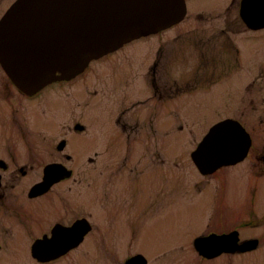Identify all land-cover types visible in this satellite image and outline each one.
<instances>
[{
    "label": "flooded vegetation",
    "instance_id": "obj_1",
    "mask_svg": "<svg viewBox=\"0 0 264 264\" xmlns=\"http://www.w3.org/2000/svg\"><path fill=\"white\" fill-rule=\"evenodd\" d=\"M14 1L0 0V20ZM262 1L186 0L187 14L182 21L100 58L124 55L147 40L154 42L153 55L138 64L132 89L138 102L153 108L154 116H164L162 122L149 119L142 126L138 121L131 123L129 110H122L108 122L109 134L102 137H87L88 116L99 99L81 83L90 79L97 60L77 77L54 82L35 94L20 90L0 63V259L5 253V263L13 264V251L18 250L19 258L29 264L62 260L66 264H180L184 260L180 255L167 258L172 250L154 243L159 234L138 225L159 220L160 212L170 210L176 201L200 205L201 217L196 221L205 224L202 231L189 234L186 242L174 243L178 249L184 244L182 251H190L189 262L243 264L245 256L264 250ZM194 7L206 8L216 18H205L199 12L196 23L184 33L168 34L182 31L177 29L190 20ZM164 37L167 40L159 42ZM76 85L75 97L87 101L88 109L80 116L82 121L55 136L62 134L51 130L59 126L56 120L61 113L55 106V115H49L50 100L57 91ZM212 111L217 112L216 124H238L249 147L239 162L204 174L192 159L194 150L177 154L175 129L177 122H208L215 117ZM39 116L49 123L38 127ZM118 126L122 139L133 146L101 147L114 144ZM143 134L151 139L167 138L151 149L135 146ZM186 135L193 138L192 130ZM114 155H122L125 174L115 173L109 162ZM134 155L138 156L135 160ZM148 158L149 167L152 158L154 167L144 174L137 161ZM177 170H190L196 183L177 178ZM211 181L218 183L216 195L208 191L209 184L202 185ZM177 183L193 184L188 191L193 194L174 195L172 188ZM57 232L62 238L53 249L65 250L70 243H79L58 258H35L32 250L36 243L53 239ZM229 235L238 243L229 251H224L229 249L224 243H211ZM146 239L148 244L143 246ZM202 241L209 243L204 249L199 248ZM246 248L250 249L242 251ZM207 249L216 255H207L203 251Z\"/></svg>",
    "mask_w": 264,
    "mask_h": 264
},
{
    "label": "water",
    "instance_id": "obj_2",
    "mask_svg": "<svg viewBox=\"0 0 264 264\" xmlns=\"http://www.w3.org/2000/svg\"><path fill=\"white\" fill-rule=\"evenodd\" d=\"M185 14V0H18L0 21V63L20 90L35 94L53 82L71 80L127 42L169 28ZM243 135L233 122L211 128L192 154L200 171L212 173L243 159L249 147ZM60 238L57 232L53 239L38 241L33 256L51 260L79 243L53 249ZM218 238L211 243H224L229 247L224 251L237 243L231 235ZM207 244L202 241L199 248ZM212 250L203 251L210 255Z\"/></svg>",
    "mask_w": 264,
    "mask_h": 264
},
{
    "label": "rangeland",
    "instance_id": "obj_3",
    "mask_svg": "<svg viewBox=\"0 0 264 264\" xmlns=\"http://www.w3.org/2000/svg\"><path fill=\"white\" fill-rule=\"evenodd\" d=\"M17 1L18 0H15L11 6H13ZM194 3L198 5V3L196 2ZM199 12H202L204 14L203 17L205 18H216V15L210 13L208 10H206V8L200 9L199 7H194V11L191 12L188 16L190 20L183 23L179 27V29H177L179 31H182H173L172 33L168 34L173 35L175 33H184L185 29L196 23L195 20L199 18V16H197ZM162 34L166 36V33ZM166 40L167 37H164L159 42H165ZM152 43L154 42L147 40L141 43L142 46H135L127 50L126 48L124 50L121 49L123 50L122 52H125V50L126 52L130 51L127 54L121 55V53H118L116 55L110 56V59H98L96 62H93L92 65L94 66V69L91 73L90 79L88 81L84 80V82H81L87 89V92L92 93L94 91L99 99V101H96L94 104L95 110L88 116L87 126L89 134L87 135V137H102L109 134L110 124L108 122L111 120H115L116 116L122 110H129L127 118L131 119V123L138 121L142 126H146L145 122L149 119H156L159 122H162L164 120V116L160 117L153 115V108L150 105L144 106L143 103L138 102L136 100L137 93H135L132 89V83L135 80L137 72L139 70L138 64L145 62V60L151 57L155 51ZM109 60L111 61L109 62ZM105 67L111 68H109L110 70L103 71V68ZM112 73L114 74L111 75ZM119 78H121V80ZM76 87L78 86H68L65 90L57 91L56 94H53L50 100L48 107L49 115H55V106L59 108L56 112L61 113V116L56 120V122L60 121L59 126H54L51 130L55 131L56 133L62 134H58L55 136L63 135V133L67 131L68 125H71L77 121H82L80 116H82L86 108L88 109L87 101L80 102L78 100L79 98L75 97V94L78 93V91L75 90ZM112 110H114L113 116L111 115ZM210 114L215 117L213 119L209 118L208 122L204 123H189L187 121H183L182 124L177 122L178 126L177 129H175V142L178 155H181L183 151L186 153L190 152L191 150L197 149L199 144L201 143V140H203V138L205 137L204 134L207 132V130L210 131L211 128L216 125L215 122L218 120L217 112L216 115L213 113V111ZM48 123L49 122H46V120H44L41 116H39L36 121V125L38 127H42L44 124ZM190 130H192L193 132V138H189L186 135V133ZM193 130L200 132L194 133ZM121 133L122 132L120 131L118 126L114 135V144L103 143L100 146H133L132 143H127L122 139ZM165 138L167 137L161 136L160 138L151 139L147 138L143 134L138 144H135V146H145L146 149H151L153 147L159 146L160 142H162ZM171 138L173 139L174 136L171 135ZM113 157L114 159L109 162L113 163L114 167L116 168L115 173L125 174L126 172L123 169V160L121 158L122 155H114ZM137 157V155H134L133 159L135 160ZM178 159L180 161L184 160V158ZM137 162L140 164V168L143 170L144 174H146L149 169L153 170V158L151 159V168L149 167V158L146 160H139ZM194 177L196 176L192 175L190 170L189 172L185 170H177V178L194 179ZM194 183H196L195 179ZM207 184H209L207 186L208 191L212 192L213 195H216L218 191L217 181L202 183V185ZM192 186L193 184L178 185L177 183L174 189L172 188L173 194H193L192 192H188L192 188ZM166 189L168 190V188ZM200 210V205H196L191 202L176 201V203L171 207L170 210L160 212L159 220L150 219L147 222H139L138 225L151 227L153 233H156L157 235L159 234V238L157 236L156 240H154V243H159L160 249H164L165 246H168L172 250L168 253L167 258H173L176 255H180V259H184L183 262H180V264H193L192 262H189V258L187 256L190 251H182L184 244L180 247V249H178L176 246H174V243L177 241L186 242L189 234L202 231L203 227H205V224H201L196 221L198 217H201L199 212ZM146 244H148L147 239L144 241L143 246ZM5 255L6 254L4 253L3 257L0 259V264H7L5 263ZM20 255V251H13V264H29L25 260L20 259ZM57 264H66V262L62 260V262L60 261ZM176 264L179 263L177 262ZM205 264L225 263L220 260H216L213 262H211L210 260ZM243 264H264V250L245 256Z\"/></svg>",
    "mask_w": 264,
    "mask_h": 264
}]
</instances>
